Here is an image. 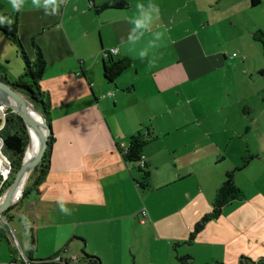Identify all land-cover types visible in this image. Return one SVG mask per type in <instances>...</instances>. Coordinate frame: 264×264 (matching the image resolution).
<instances>
[{
    "label": "crops",
    "instance_id": "0c3cea01",
    "mask_svg": "<svg viewBox=\"0 0 264 264\" xmlns=\"http://www.w3.org/2000/svg\"><path fill=\"white\" fill-rule=\"evenodd\" d=\"M106 1L57 0L54 14L43 0L40 7L23 0L19 10L0 1V16L18 14L27 54L33 56L32 36L43 53L40 87L49 95L60 136L50 147L59 172L51 177L54 195L41 196L37 185L17 210L26 224V203L35 204L37 222L44 211L48 218L37 223L32 258L63 250L61 257L70 260L84 250L100 264H178L176 257L185 254L195 264H238L242 256L264 261V53L253 37L264 33V17L242 14L252 0H235L242 4L226 21L210 10L218 0H198L197 12L188 8L190 0H126L123 9L95 10ZM173 6L183 9L172 14ZM221 22L227 36L219 32ZM5 44L0 65L14 60L19 77L23 62L0 33ZM110 48L116 49L109 56L114 60H131L114 82L102 75L109 58L102 51ZM1 68L0 75L12 80ZM204 95L209 104H203ZM51 133L55 141L52 127ZM137 133L145 141L147 190L134 184L139 175L122 157ZM246 156L251 159L241 166ZM232 170L244 198L226 205L187 244L190 229L210 210ZM61 205L69 215L65 225L59 223ZM10 243L14 247L0 226V264L18 258ZM21 249L19 244L27 255L28 248Z\"/></svg>",
    "mask_w": 264,
    "mask_h": 264
},
{
    "label": "trees",
    "instance_id": "16d2710c",
    "mask_svg": "<svg viewBox=\"0 0 264 264\" xmlns=\"http://www.w3.org/2000/svg\"><path fill=\"white\" fill-rule=\"evenodd\" d=\"M91 2L92 0H90V3ZM251 2L252 5H256L258 0H252ZM126 7H128V2L126 0H109L99 6H94L96 11L103 9H123ZM2 16L5 17L6 20L5 22L0 23V33L14 45L16 54L23 62V70L17 80H10L1 75L0 79L8 82L12 87L21 92L30 101L34 108L43 115L47 125L51 127L50 98L49 95L40 87V80L46 65L43 53L35 42L34 36L30 38L33 56L30 57L25 51L18 36L19 19L17 13H3ZM7 20H11V24H8ZM253 37L255 40L260 42L264 53V33L260 30L256 31L253 34ZM130 65L131 60L129 58L114 60L112 57H109L103 62L102 75L106 81L114 82V80ZM260 73L264 74V70H261ZM0 137L3 142L2 153L4 156H6L11 164V172L0 189V193H3L20 167L28 144V134L22 118L10 109H8L4 124L0 129ZM52 141L53 136L50 132L46 155L43 157L36 169L28 176V182L24 187L23 196L15 204L3 211L2 218L7 222L8 218L6 217V213H8L10 209L19 210V207L22 206V201L26 197V193L30 190V188L33 189L35 186H37L46 175L49 167V155ZM144 143L145 141L141 134H133L129 138L128 145L122 151L123 159L130 165L131 169L135 170L139 175V178H134L133 181L134 184L141 190H147L150 187V170L145 159H142V149ZM250 159L251 156L244 157L242 159L241 166H245ZM31 179L32 181H30ZM244 196L245 194L242 189H240L234 183L233 170L227 171L222 184L215 191L211 201L210 210L204 213L201 218L194 223L189 231L186 243H192L209 221L217 220L226 205L230 204L234 200H242ZM29 229L30 246L27 255L25 254L27 257L26 264H74V262H72V258L68 260L61 257V252L63 250L55 253L53 256L47 259H33L32 254L36 250L37 242L32 231V227H29ZM176 244L177 242L175 245ZM75 257L77 258L76 264H100V260L97 256L88 254L84 250H81L80 254ZM176 259L178 264H195L193 263L192 257L189 254L179 255L176 257ZM205 264L226 263L213 261L211 263ZM239 264H264V261L258 260L254 262L248 257L242 256L240 257Z\"/></svg>",
    "mask_w": 264,
    "mask_h": 264
},
{
    "label": "rangeland",
    "instance_id": "374dc122",
    "mask_svg": "<svg viewBox=\"0 0 264 264\" xmlns=\"http://www.w3.org/2000/svg\"><path fill=\"white\" fill-rule=\"evenodd\" d=\"M0 1H3V4H5L4 5L5 7H6L7 3H9V2H7V0H0ZM197 2H198V0H190L188 8H190L191 6H196V12H197V10L199 9V6H198ZM241 4H242V2H237L235 0H218V2L214 1L213 4H211L210 10H212L213 13H216L218 15V17H220V20L226 21V19L229 16L235 14V9L238 8ZM174 5H179V4L176 2V4H174ZM246 5H249L250 8L248 9V11H246L244 13L242 12V14H244L246 16L253 15V17H264V6L258 7V6H255V5H251L250 1ZM178 8H180L182 10L183 6H173L171 8L172 9V14H175L176 13L175 10L178 9ZM1 9H2V6H1V2H0V10ZM179 13H182V11L179 12ZM204 14L207 15L208 14L207 11ZM225 24H226V22H221V29H219V32L222 34V36H227V31H226ZM7 50H8L7 44H5L4 46L0 45V55H2V54L4 55ZM232 51L239 52V50L235 49V50H230L229 53L231 54ZM14 64H15V61L13 60L12 63L4 62V64L0 65V67L2 66L1 69H6L5 70V71H7L6 73H8L10 75V77L12 76L11 77L12 80H17V78H18L17 75L18 74H16L17 72L15 70V65ZM17 66H19L18 63H17ZM193 96H194V94H193ZM201 100H202L203 104H209V102H211V99H210V97L208 95L202 96ZM8 109H10V108L4 106V110L6 111V113H7ZM112 110L116 112V111H118V107L113 108ZM0 115H1V112H0ZM53 115L55 116L56 113L53 112V110L51 108V127H52V132L53 133L55 132V137H56L55 141H53V143H52V147L60 139V136L56 133L58 122L54 119ZM53 127H54V129H53ZM33 143L34 142H30L29 145L27 146L25 157L27 156L28 148ZM56 155H57V153L55 152V153L52 154V150H51V153H50V156H49V169H48L46 175L44 176V179L40 183H38V187L41 189V191H43V195H41L43 197H50V196L54 195V194H52L54 192V190H55L54 189V182H53L51 177H52V175L55 176V177H57V175H59V172L56 170V162H57ZM2 162L4 164L3 168H6V166L8 164L7 161L4 158H2ZM0 170H2L1 167H0ZM32 179L30 181H32ZM27 182H28V180L23 182L22 192L18 196V198H16L14 200L13 204H15L23 196V190H24V187H25ZM61 192H63V191H61ZM3 193H0V199L3 196ZM28 193H29V195L31 197H33L34 194L36 193V190L35 189H33V191L30 190ZM31 200L32 199H30L29 201H31ZM41 200H44V199L41 198ZM31 202H33V201H31ZM29 206H31V205L30 204L28 205L26 203L24 208H23V212H26L25 214L28 215L29 217H31V219H30L31 222H29V224L28 223L26 224L25 216L21 215L22 214L21 211L19 212V211L15 210V209H10L8 211V213H6V217L8 218V222L6 220L4 222L0 220V226H2L4 229H7L9 231V233L12 235V237L19 242L20 249L21 248L25 249L26 247L29 249V246H30L29 245V240H30V229H29V227H32V231H33V233L36 236V228H38V226H39V224H37V223L42 224V221H45V220L48 221L47 215H45L46 213L44 211L43 220L41 219V221H40V219H39V222H37L38 219L34 218V215H36V212H37V210L35 208V204L33 205V207L29 208ZM27 211L29 213H27ZM47 214L51 217V221H53L54 216L51 215V213H47ZM1 216L2 215H0V219H2ZM59 216L61 217L60 220H59L60 224H64L66 219H69L68 218L69 215L67 214V212L66 211H62L61 208L59 209ZM34 223H36V225ZM4 225H6V226L4 227ZM42 231L43 230H41V233H42ZM9 240L11 241V239H9ZM2 242H3V244H4L5 248H6L7 247V241L4 239ZM10 244H12V248L14 249V251L17 252L18 246L15 245V243H14V247H13V243H10ZM262 251L264 253V248L262 249ZM38 253H39V251H36V255L38 257H40L38 255ZM2 257L3 256L0 255V258H2ZM263 258H264V256H263ZM214 261H217V260H214ZM253 261L255 262L256 259L255 260L253 259Z\"/></svg>",
    "mask_w": 264,
    "mask_h": 264
},
{
    "label": "water",
    "instance_id": "95a60500",
    "mask_svg": "<svg viewBox=\"0 0 264 264\" xmlns=\"http://www.w3.org/2000/svg\"><path fill=\"white\" fill-rule=\"evenodd\" d=\"M0 104L10 108L22 118L28 134V144L34 142L37 148L36 153L27 159L24 152L20 167L0 199V215H2L5 209L13 205L14 194L19 185L27 180L46 155L51 127L21 92L2 79H0ZM38 118L42 122L38 121Z\"/></svg>",
    "mask_w": 264,
    "mask_h": 264
},
{
    "label": "built area",
    "instance_id": "2783aa9c",
    "mask_svg": "<svg viewBox=\"0 0 264 264\" xmlns=\"http://www.w3.org/2000/svg\"><path fill=\"white\" fill-rule=\"evenodd\" d=\"M114 53H116V49L115 48H110L109 50H107V51H102V55L104 56V57H107V56H111V55H113ZM234 56H235V54H233ZM0 108H1V115H0V129H1V127L3 126V124H4V121H5V117H6V111L4 110V106H2L1 104H0ZM2 145H3V142H2V139H1V137H0V154L2 155V157L7 161V166H6V168L4 169V170H0V189L2 188V185H3V183H4V181L8 178V176H9V174H10V172H11V164H10V162H9V160L6 158V156H4V154L2 153ZM143 157V156H142ZM142 159H144V157L142 158ZM142 214L144 215L145 214V211L144 210H142ZM1 218H2V216H1ZM1 221H5L3 218L2 219H0ZM9 232V231H8ZM11 235V234H10ZM11 238H12V240H13V242L15 243V245H17L18 246V251H19V253H18V258H17V260H15V261H12V262H7V263H5V264H23V263H25L26 264V262H27V257H26V255L21 251V250H19V243H18V241L16 240V239H14L13 237H12V235H11ZM59 260V259H58ZM72 262H74V264H76V262H77V258L76 257H73L72 258Z\"/></svg>",
    "mask_w": 264,
    "mask_h": 264
},
{
    "label": "clouds",
    "instance_id": "9594fccd",
    "mask_svg": "<svg viewBox=\"0 0 264 264\" xmlns=\"http://www.w3.org/2000/svg\"><path fill=\"white\" fill-rule=\"evenodd\" d=\"M10 3L13 7V9L15 10H19L21 5L23 4V0H10ZM32 3L37 6L40 7L41 6V0H32ZM43 6L45 7V9H47L49 6L52 9V14H54L57 10V0H43ZM6 18L3 16H0V23L5 22ZM8 24H11V20H7ZM141 25V21H137V26L139 27ZM144 55H146L145 52H141V56L143 57ZM61 210L62 211H67L63 205H61Z\"/></svg>",
    "mask_w": 264,
    "mask_h": 264
},
{
    "label": "bare ground",
    "instance_id": "6f19581e",
    "mask_svg": "<svg viewBox=\"0 0 264 264\" xmlns=\"http://www.w3.org/2000/svg\"><path fill=\"white\" fill-rule=\"evenodd\" d=\"M3 106V105H2ZM0 112H1V108H0ZM38 121L42 122L39 118H38ZM29 145V144H28ZM37 151V148H36V145L35 143H33L29 148H28V151H27V156L25 157L26 159L27 158H30L31 156H33ZM2 155L0 154V167L2 168V170H4L5 168L4 167V164L2 162ZM24 182V181H23ZM23 182L19 185L18 189L16 190L15 194H14V200L16 198H18V196L21 194L22 192V188H23Z\"/></svg>",
    "mask_w": 264,
    "mask_h": 264
}]
</instances>
